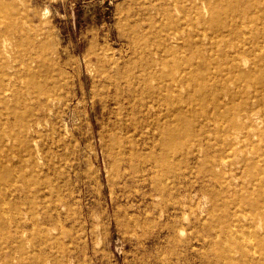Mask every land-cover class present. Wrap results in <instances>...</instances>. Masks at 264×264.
<instances>
[{
    "label": "rangeland",
    "instance_id": "374dc122",
    "mask_svg": "<svg viewBox=\"0 0 264 264\" xmlns=\"http://www.w3.org/2000/svg\"><path fill=\"white\" fill-rule=\"evenodd\" d=\"M14 1L16 8L10 11L17 22L11 35L15 49L0 62V208L9 211L10 218L18 213L28 221L33 217L35 225L30 224L24 234V246L6 252L7 258L14 263L32 258L35 264H196L191 244L194 241L201 251L196 241L211 238L215 231L210 226L231 223L232 217L252 222L247 202L260 198L256 186L263 176L264 136L238 144L239 150L228 155L234 132L217 142L214 129L218 123L212 119L216 99L222 105L228 98L224 89H210L206 76L201 86L189 87L191 97H177L188 117L174 113L181 127L174 145L176 156L187 149L193 156L200 144L213 142L208 149L202 148L201 161L190 159L189 187L166 173L170 166L165 164L157 169L149 164L140 181L132 176L122 179L114 161L113 126L119 109L115 96L104 86L108 60L116 59L122 71L128 69L134 75L138 117L137 107L148 89L145 83L150 82L142 67L151 51L161 61L166 58L173 69L183 65L185 70L200 59L199 52L217 54L212 41L221 38L219 31L191 24L197 17L187 8L195 0ZM178 6L187 8L182 11ZM189 37L197 43L193 53L186 47ZM15 72L21 73L14 77ZM259 72L254 74L259 76ZM197 73L204 76L207 72ZM34 85L43 87L45 93H33ZM201 87L210 89L205 103L202 96H196ZM236 103L240 121L246 125L248 115L259 117L257 129L263 131L264 104L247 113L248 102L240 98ZM142 108L145 123L137 139L141 160L150 162L152 156L161 157L155 141L156 109ZM197 110H206L207 118H195ZM124 111L129 114L130 109ZM220 158L224 159L221 164ZM210 164H216L215 168ZM236 170L238 176L232 179ZM230 180L232 189L228 190ZM228 214L226 220L223 216ZM15 225L10 220L0 224V242L10 238ZM39 233L44 238L57 236L59 244H64L49 249V241L43 243ZM205 252L212 254L213 247L204 248Z\"/></svg>",
    "mask_w": 264,
    "mask_h": 264
},
{
    "label": "bare ground",
    "instance_id": "6f19581e",
    "mask_svg": "<svg viewBox=\"0 0 264 264\" xmlns=\"http://www.w3.org/2000/svg\"><path fill=\"white\" fill-rule=\"evenodd\" d=\"M178 7L182 9V11L187 8L183 6ZM13 8H16L14 0H0V62H5L7 55L12 51V49H15V41H13V39L11 38V35L14 33L17 25V22L12 17L10 11ZM164 9L166 11H169L168 8ZM187 9H191V11H194L197 17L196 19L191 21L192 25L196 23L195 25L198 28L202 27L201 29H203L204 27V29L210 28L212 30L219 31V33L221 34V38H213L214 40L212 41V45L217 48V54L210 55L204 52H199L198 55L200 59H198L196 63L188 61L192 64L189 65L188 70H185L182 69L183 67H185L183 65H177L180 67H178L177 69H173L169 64L170 62L166 60V58L161 61L159 60V58L152 55L153 53L156 54V52L151 51L150 58L146 59L142 67L144 73L148 77L147 80L150 82L145 83L148 89L147 93L141 97L142 100L139 102V105L137 107L139 112L138 117L135 116L134 104L136 103V100L138 98L136 97V95H139V92L134 75L130 74L128 69L126 71H122L120 68L121 65L116 59L108 60V67L110 69L108 70L109 72L106 71V73H108L104 75V86L107 93H111V95H114L116 100L118 101L119 113L113 126L114 136L112 152L114 154L115 164L120 172V177L122 179H125L128 176H132L140 181L143 179L144 173L149 164H153L156 169L158 168V166L160 167V165L165 164L167 166H170V170L166 173L171 172L173 177H179L182 180L185 188L189 187V185L187 186V182L191 177L190 171L192 169V167H190V163L201 161L202 156L204 155V151L202 148L205 147L206 149H208L213 145V142L208 140L205 144H200V149L198 148L197 153L193 156L188 149L183 154L176 156L177 152L174 145H176L179 141L181 127L178 125L179 119L175 118L174 113L180 112L183 114L184 118L188 117V112L183 111L184 107L179 105V100L177 99V97L180 94L181 97L183 95H188L189 97H191L189 87L194 85V83H197L201 86L203 84L202 81L204 82L205 80V76L208 80L207 85L210 89L213 88L217 90L218 87L222 88L224 89V95L228 98L222 105H220L217 102L218 99H216L214 108H212L214 114H210L213 116L212 119H214V121L218 123V125H216L217 128L214 129L217 137H219L217 139V142H223L222 138L224 137V135L234 132L233 137L229 141L230 153L228 155L236 153L239 150V147H236L238 144L243 146L251 141L255 136H264V130L260 131L257 129V123L255 119L259 117L248 115L249 122L246 125H244L240 121L239 111L241 109L237 108L238 103H236V101L240 98L245 100V102H248L245 103V109L247 113L254 109L255 106L264 104V77L262 75L264 71V0H195V2ZM22 11H20V14ZM177 35L179 34L177 33ZM186 42V47L189 51L192 50L193 46L197 44L193 40L190 41V37L186 40ZM170 49H172V47ZM194 54H196V52H194ZM193 57L195 58V56ZM150 68L154 69L151 70ZM198 70H206L207 73H205L204 76H199L200 74L198 75L197 73ZM256 72H259L262 76H256L254 74ZM20 73L15 72L14 77H18ZM212 77H215V80L209 84V81ZM35 85L32 87L33 93H36L38 95L45 93L43 87H36ZM194 86L196 87V85ZM209 90H206V88L204 89L203 87H201L200 89L198 88V94L196 96H202L201 98L205 103L208 100L206 92ZM19 91L18 94L21 92ZM142 107H155L156 109L154 126L157 131V136L155 141L156 144L158 143L160 149L159 153L161 154V157L152 156L150 162H145L143 157V160H141L142 151L137 139V137L142 132L145 123L144 118L142 117ZM127 109H130L129 114H125L127 111L124 110ZM165 112H167L168 115L163 118V114ZM195 112V118H207L208 114L206 110H197ZM223 152L224 151H222L221 153ZM190 159L194 161L189 162ZM223 160L224 159L220 158L219 164H221L220 162H222ZM185 161L189 163L186 165H182ZM209 162L210 160L208 161V163ZM177 165H181V167L179 168L177 167ZM215 165L210 164V167L215 168ZM261 170L263 176L259 179L257 184L258 186H256V191L260 193V198H255L252 196L253 198H251L247 202L248 209L252 213V222H250V224H245L240 221H235V219L232 217L233 220L232 218L230 219L231 223H224L223 225L215 223L216 226L213 229L211 228V226H206L215 232L211 233L210 239H206L204 237H200L197 239L196 242L198 246L202 247L200 249L201 251H197V249L194 247V236L193 238L191 236V242L193 241L191 245L194 249L193 255L196 257L198 262L196 264H264V230L262 231L259 228L261 225V227H263L264 229V167H262ZM237 176L238 172L236 170V172H233L232 174V179H236ZM231 183L232 182L230 180L227 186L228 190L232 189ZM223 217L228 220L230 218V215H224ZM28 219L30 218L24 219L22 213L15 214L14 216L12 215L10 218L9 211H6L5 209L2 210V208H0V224L7 222L8 220H10V222H15L16 224L15 228L12 229L14 233H12L10 238L2 240L0 242V264H35V261L32 260V258L28 262H26V260H23L19 263H14L10 257L7 258L5 255L6 252H10L16 249L18 250L24 246V243L26 241V239L24 238V234L27 233L26 231L28 230L30 224L35 225V222H33L35 221L33 217L31 219L32 221H28ZM45 219H50V215H48V217ZM23 220L25 221L24 223H22ZM45 237L46 238H44V236L39 233V238L43 241V243L49 241V249L60 248L61 245L64 244L63 242H61V245L59 244L60 239L57 236L48 237L47 235ZM219 241L223 242L220 244L218 243ZM12 243H15L16 245H13ZM210 246L213 247V253L206 255L205 252L204 254V248ZM55 260L56 259L54 257L50 259L49 263Z\"/></svg>",
    "mask_w": 264,
    "mask_h": 264
}]
</instances>
